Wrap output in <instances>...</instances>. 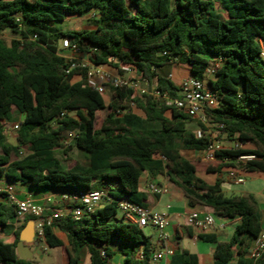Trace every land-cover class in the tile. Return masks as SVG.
<instances>
[{
    "label": "trees",
    "instance_id": "16d2710c",
    "mask_svg": "<svg viewBox=\"0 0 264 264\" xmlns=\"http://www.w3.org/2000/svg\"><path fill=\"white\" fill-rule=\"evenodd\" d=\"M90 15L93 29L49 26L69 16ZM5 31L14 38L6 43L0 37V179L68 194L112 186V200L92 215L79 220L67 216L46 227V246L61 248L67 264H82L84 250L88 264H111L113 248L122 264H150L155 250L150 237L117 217L122 197L147 207L139 185L147 172L167 176L189 207L240 219L227 241L214 234L197 236L214 246L211 264H264V255L256 262L247 257L250 242L264 230L257 199L252 194L225 196L220 177L244 156L255 159L240 165L242 172L264 173V60L258 44V39L264 41V0H0V34ZM62 38L84 51L95 48L93 63L109 71L123 75L120 66L134 69L170 97L177 96L178 88L164 67L182 64L192 77L202 79L208 63L220 58L222 65L208 82L218 90L219 105L208 111L207 125L239 147H223L209 165L197 167L181 151L207 149L209 136L195 135L196 129H204L200 123L161 99L133 96L131 90L112 89L106 100L85 85L84 71L66 72L68 65L57 53ZM14 113L20 121L15 145L4 136V125L15 119ZM69 131H76L71 147L85 157L71 166L57 156ZM67 153L61 151L64 157ZM200 173L215 174L214 182L207 183ZM15 212L0 194V228L11 226ZM24 224L13 230L10 241L0 239L1 264H33L16 251ZM170 264L201 263L197 255L181 250L171 254Z\"/></svg>",
    "mask_w": 264,
    "mask_h": 264
},
{
    "label": "built area",
    "instance_id": "2783aa9c",
    "mask_svg": "<svg viewBox=\"0 0 264 264\" xmlns=\"http://www.w3.org/2000/svg\"><path fill=\"white\" fill-rule=\"evenodd\" d=\"M258 44L260 47V57L264 60V41L258 39ZM95 51V48L84 51L77 42L69 38H62L58 44L57 53L63 57L68 65L66 72L73 69L84 71L85 76L83 80L85 85L104 97L112 89L131 90L133 96L149 95L153 98L161 99L167 107L181 111L200 123L204 129H196V137L200 138L203 135H208L210 139L207 149L202 152V159L204 161H214L215 153L222 150L223 147L214 140L213 135L210 133L206 116L210 109H214L219 105L218 90L212 89L208 82L222 65L220 58L212 59L208 63L202 79L189 76L176 82L178 88L177 96L170 97L158 91L155 86L150 85L145 78L130 67H119L126 74L125 76L124 74H113L104 65L93 63L91 56ZM168 78L172 79L171 76H168ZM63 117L64 112L57 119L61 120ZM19 126L20 121L15 122L12 125V129L17 131ZM216 128L221 129L223 125H218ZM75 137L76 131H69L62 141L63 146H69ZM232 147L238 148L239 144L234 143ZM254 159V156L239 157L236 161L237 167L228 172L227 178L234 184H241L243 182V176L240 165ZM111 188L112 186L110 184H105L100 189L65 194L62 196L67 203L65 209H49L48 205L54 201L53 196L44 198L42 203L30 197L20 199L16 196L13 185L9 183L0 185V194H5L8 203L15 208L13 227L17 228L27 218H31L35 238L38 241H44L45 228L52 227L55 220L67 216H70L73 220H79L82 217L92 215L101 203L110 202L112 200L109 193ZM146 190L154 196H158L165 191L153 183L148 184ZM117 208L123 222L136 225L141 229L151 227L156 230L160 240H166V235L163 232L164 228L168 225L166 215L155 212L149 207H142L125 197L117 200ZM46 210H49L50 213L46 214ZM186 224L198 232L206 233L213 227L214 217L208 213L200 216V211H192L186 216ZM99 252L102 257L105 256L103 249H99ZM172 253V251L167 249L155 252L152 254L150 264H170V256ZM262 255H264V230L254 240L247 257L253 262H256Z\"/></svg>",
    "mask_w": 264,
    "mask_h": 264
},
{
    "label": "crops",
    "instance_id": "0c3cea01",
    "mask_svg": "<svg viewBox=\"0 0 264 264\" xmlns=\"http://www.w3.org/2000/svg\"><path fill=\"white\" fill-rule=\"evenodd\" d=\"M163 73L167 76H175L176 80L171 79L175 84L179 80L191 76L188 68L182 64H170L163 68ZM186 71L188 74H186ZM12 128V127H11ZM226 172L223 171L220 177L223 182L221 184V191L225 196H238L242 194H252L258 201L260 212H261V222L262 227H264V193L261 191H256L255 183L262 179L264 180V173L261 172H252V173H244L242 172L243 182L249 183L246 189H241L230 181L227 178ZM204 181L209 184H212L215 180V174H206L200 173L198 174ZM153 183L158 187L163 188L165 191L158 195L154 196L147 192L146 187L148 184ZM7 184L4 179H0V185ZM140 190L146 193V202L147 207L151 208L153 211L164 214L168 218V225L164 228V234L166 235V240L162 241L158 237V233L155 229L151 228L155 235L150 237L152 244L155 247L153 253L161 251V250H170L181 251L187 250L190 253L197 255L198 261L201 264H211L214 261L213 251L214 246L212 244L200 242L197 239L199 234H204L194 230L192 227L187 226L186 224V216L192 211H200V216L208 213L212 214L214 217V225L208 232L205 234H214L217 236L220 241H227L233 234L235 226L239 223L240 219L236 218L233 220L223 219L213 213V211L209 208L205 207H194L191 208L187 205L186 199L182 190L173 184L167 176L159 175L156 177H150L147 172H143L140 177ZM16 196L20 199L30 197L35 201L42 203L43 199L49 196L54 197V201L48 205L49 209H65L67 206L66 201L62 198L63 195L68 194L64 191H48V190H38L28 186L27 184H20L17 190H14ZM46 214H49L50 211L46 210ZM118 218H121V214L118 213ZM31 218H27L24 222V227L21 230L23 232L25 229L29 228L31 224ZM10 227L0 228V239L3 241H10L12 239L13 230L15 229L12 224ZM54 234L60 238L62 241H65V235L59 231L58 228L53 229ZM21 234V233H20ZM34 234V240L32 242H23L22 246L18 248L17 255L20 259L25 261H31L33 264H39L37 262L36 257L42 259L44 256V252L42 250H38L37 245L34 244L37 239L35 238L34 227L32 231V235ZM29 239L32 236L28 237ZM38 242V241H37ZM254 241H251L249 244L248 250L253 245ZM39 243V242H38ZM46 245V244H45ZM35 248V249H34ZM114 251V257L112 258V262L114 264H122V256L117 252L115 248L112 249ZM24 257L26 259H23ZM121 257V258H120ZM56 264H67V256L62 255ZM1 264V263H0ZM112 264V263H111Z\"/></svg>",
    "mask_w": 264,
    "mask_h": 264
},
{
    "label": "rangeland",
    "instance_id": "374dc122",
    "mask_svg": "<svg viewBox=\"0 0 264 264\" xmlns=\"http://www.w3.org/2000/svg\"><path fill=\"white\" fill-rule=\"evenodd\" d=\"M94 25L95 24L92 20V15H90L88 17L87 16H83V17L69 16L63 22H54V23L49 24L50 27L59 29L61 31L88 30V29H93ZM0 37L6 43H10V41L14 38V36L7 31L0 34ZM59 42H60V40L58 41V44H59ZM175 64H177V63H175ZM110 72H112L113 74H117L116 71L113 69H110ZM186 74H188L187 71H186ZM124 75L126 76V74H124ZM172 79L176 80L177 78H175V76H173ZM109 99H110V97H109V93H108L106 96V100H109ZM13 115H14L15 119H13L11 122L5 123V125H4V136H5L6 141L8 143L15 145L17 133L11 127L15 122H18L19 116H16L15 113ZM104 115H105V111H103L101 113V115H99L98 121H100V119ZM209 130H210V133L213 135L214 140L217 141L218 143H220L222 145V147H224V148L232 147L233 144L236 143L233 141L229 142L227 140H224L225 136L221 133H217L216 130L213 129V127H210ZM65 137H66V135H65ZM72 143L73 142H71L70 145L67 147L63 146L62 148H59L57 150L58 158L62 161V163L64 165H67V166H71L74 162H84L85 161L84 155L80 151H78L77 149L71 147ZM62 150H68L66 157H64L61 154ZM21 151H22V155H24L26 153L25 149H22ZM181 153L185 158L192 161L199 168L205 167L212 162V161H204L202 159V153H200V152L182 150ZM225 174H227V173H225ZM12 185H13L14 190H17V188L20 186L19 183L12 184ZM249 185H250L249 183H244V184H240V185H236V186L240 187L241 189H246L247 186H249ZM255 189H256V191L260 190L261 193H264V180L259 179L255 183ZM142 230H143L144 234L148 237H152L153 235H155L153 230L149 227H144ZM38 242L39 243H38L36 249L42 250L44 252V256L42 259L36 257L37 262L39 264H56L55 262L58 261V259H60L62 257L63 250L61 248H50V247L45 245L44 241H38ZM113 257H114V255H113ZM81 263L82 264H88V254H87V252H85V250L82 251V253H81ZM112 264H114V263L112 262Z\"/></svg>",
    "mask_w": 264,
    "mask_h": 264
},
{
    "label": "water",
    "instance_id": "95a60500",
    "mask_svg": "<svg viewBox=\"0 0 264 264\" xmlns=\"http://www.w3.org/2000/svg\"><path fill=\"white\" fill-rule=\"evenodd\" d=\"M32 231H33V222H31L28 229H25L23 232H21L20 237H19V242L17 243L16 250H18V248L22 246L23 242H29V241L32 242L34 240V234L32 235ZM30 236H32L31 239L28 238ZM34 244L37 245L38 242L35 241ZM21 258L26 259L24 257H21Z\"/></svg>",
    "mask_w": 264,
    "mask_h": 264
}]
</instances>
